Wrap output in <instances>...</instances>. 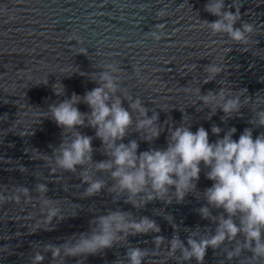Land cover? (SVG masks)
I'll list each match as a JSON object with an SVG mask.
<instances>
[{"label": "water", "instance_id": "95a60500", "mask_svg": "<svg viewBox=\"0 0 264 264\" xmlns=\"http://www.w3.org/2000/svg\"><path fill=\"white\" fill-rule=\"evenodd\" d=\"M205 3L206 0H0V193L10 195L20 186L29 190L28 194L19 193V200L0 201V264H31L38 250L43 253L39 264H54L44 245H59L88 233L98 215L112 210L125 211L133 220L147 216L159 225V232L129 234L124 242H115L94 254L64 256L63 264H124L127 246L150 251L141 264H197L195 259H168L164 249L174 233L185 241L192 231L204 234L214 230L215 221L202 218L196 211L206 204L202 193L212 183L205 177L207 169L201 164L195 189L180 202L174 197L170 202L153 198L134 206L128 202L126 192L112 187L114 180L108 171L94 168L96 162L109 157L95 129L86 122L74 127L92 137L91 161L76 165L73 171L55 168L52 157L64 132L46 113L49 105L73 93L82 97L96 86L89 75L98 73L101 65L112 63L118 68L114 73L118 84L115 94L133 119V125L118 142L135 139L137 153L164 148L169 127L181 123L192 131L203 126L209 130V141L216 139L210 132L213 123L222 129L235 126L234 139L245 127L252 128L253 137L264 133V126L250 122V104H243L222 120L224 114L219 109L211 113L195 95L184 92L186 87L198 88L200 94L224 87L233 92L245 89L244 95L250 101L257 95L264 96V0H242L239 8L241 20L252 22L258 29L251 35L247 49L208 29L204 21L216 17L205 10ZM225 5L233 10L231 0H225ZM152 32L158 35L154 37ZM209 64H217L221 71L206 79ZM68 68V72H62ZM56 83L63 86L62 95L55 93ZM137 97L148 110L147 115L157 112L156 123L163 126L152 140H144L143 133L134 128L138 113L129 108V102ZM76 107L82 113L90 110L83 101ZM85 167L93 179L104 181L92 195L84 194L86 184L81 173ZM37 183L46 186L43 196L35 190ZM43 197L58 209L56 216L45 215ZM134 199L139 201L142 195ZM210 212L213 216L223 214L221 209L211 207ZM168 215L171 223L166 219ZM156 235L163 237L164 243L159 251H152ZM237 238L242 239L239 234ZM225 245L232 246L225 241L216 249L207 247L200 264H248L250 251L242 250L239 256L229 259L223 251Z\"/></svg>", "mask_w": 264, "mask_h": 264}, {"label": "clouds", "instance_id": "9594fccd", "mask_svg": "<svg viewBox=\"0 0 264 264\" xmlns=\"http://www.w3.org/2000/svg\"><path fill=\"white\" fill-rule=\"evenodd\" d=\"M241 3L242 0H231L233 10L230 11L225 0H206L205 10L216 18L204 23L212 33L224 34L247 49L251 35L257 33L258 29L252 22L241 20ZM237 21H240L239 26H235ZM151 34L154 37L158 35L156 32ZM253 54L259 53L254 51ZM100 68L98 73L89 75L90 79L96 81V86L86 90L82 97L73 93L59 103L49 105L46 114H50L64 132L61 143L54 149L52 159L55 168L73 171L76 165H87L91 161L92 137L82 135L74 127L85 122L95 129V136L101 140L109 157L96 162L94 168L108 171L114 180L112 187L118 192H126L128 202L134 206L153 198L170 202L174 197L180 202L195 189L202 164L207 169L205 177L212 183L202 193L206 204L196 211L202 218L215 221V228L211 233L205 231L204 234L192 231L185 238L186 242L174 233L164 249L167 258L178 262L195 259L200 264L207 247L216 249L227 241L232 246L229 248L225 245L223 248L226 258L239 256L242 250H248L251 252L248 264H256L257 261L264 264V133L253 137L252 128L245 127L234 139L235 126L222 129L213 123L210 132L216 139L209 141V130L203 126H197L192 131L186 123H181L174 128L169 127L164 148H150L137 153L135 139L127 143L118 142L133 125L131 112L122 106L120 96L115 94L118 84L114 73L118 72V68L112 63L101 65ZM68 71L69 68L62 70ZM205 71L206 79H211L221 68L217 64H209ZM53 89L56 94H63L61 84H54ZM184 92L195 95L211 113L219 109L224 114L222 120L237 112L243 104H250L253 113L250 122L264 126V107H261L264 106V96L257 95L250 101L244 95L245 89L233 92L224 87L216 92L208 90L205 94H200L198 88L186 87ZM241 96L244 98L241 99ZM81 101L88 105L90 110L87 113H82L76 107ZM129 108L138 113L134 128L143 133L144 140H152L159 135L163 126L156 123L157 112L147 115L148 110L138 97L130 99ZM183 119L187 120V117ZM221 132L222 136L219 135ZM81 178L86 184L85 195L95 194L104 184L103 180L93 179L87 167L82 170ZM14 189L16 191L10 195L0 193V201L8 198L19 200V193L28 194L29 191L22 186ZM35 190L43 196L46 186L37 183ZM138 195H142L139 201L134 199ZM42 204L46 216L57 215L58 209L52 206L49 198L43 197ZM210 207L221 209L223 214L213 216ZM166 219L171 223L170 215ZM173 227L176 225L173 224ZM148 232H159V225L154 220L147 216L133 220L128 218L125 211L112 210L98 215L88 233L71 237L59 245L46 244L43 247L44 251H50L54 264H63L64 256L94 254L111 247L115 242H124L129 234ZM237 234L242 239L237 238ZM153 243L155 247L152 251H159L164 238L156 235ZM177 250L179 255H176ZM149 252L146 248L127 246L124 264H141ZM42 259V251H35L31 264H39ZM115 264L122 262L116 261Z\"/></svg>", "mask_w": 264, "mask_h": 264}]
</instances>
